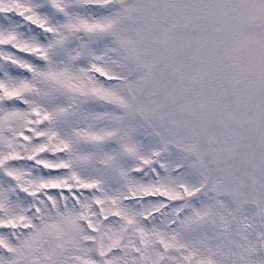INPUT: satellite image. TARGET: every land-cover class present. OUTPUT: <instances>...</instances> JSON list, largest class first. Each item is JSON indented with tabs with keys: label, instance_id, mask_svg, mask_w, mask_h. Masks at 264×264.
Returning <instances> with one entry per match:
<instances>
[{
	"label": "snow or ice",
	"instance_id": "obj_1",
	"mask_svg": "<svg viewBox=\"0 0 264 264\" xmlns=\"http://www.w3.org/2000/svg\"><path fill=\"white\" fill-rule=\"evenodd\" d=\"M0 264H264V0H0Z\"/></svg>",
	"mask_w": 264,
	"mask_h": 264
}]
</instances>
